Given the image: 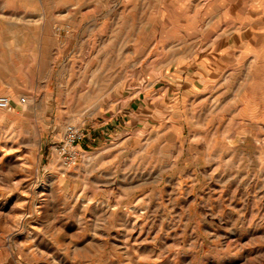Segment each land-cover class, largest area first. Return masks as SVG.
I'll return each instance as SVG.
<instances>
[{
  "label": "rangeland",
  "instance_id": "374dc122",
  "mask_svg": "<svg viewBox=\"0 0 264 264\" xmlns=\"http://www.w3.org/2000/svg\"><path fill=\"white\" fill-rule=\"evenodd\" d=\"M0 95V264H264V0H0Z\"/></svg>",
  "mask_w": 264,
  "mask_h": 264
},
{
  "label": "built area",
  "instance_id": "2783aa9c",
  "mask_svg": "<svg viewBox=\"0 0 264 264\" xmlns=\"http://www.w3.org/2000/svg\"><path fill=\"white\" fill-rule=\"evenodd\" d=\"M25 98L20 97L19 103H24ZM15 107L12 99L6 95H0V109L11 111ZM85 135L80 127L73 124H66L63 128L61 140L52 145V152H54L63 169H70L75 167L82 155L79 147L80 142L84 139Z\"/></svg>",
  "mask_w": 264,
  "mask_h": 264
},
{
  "label": "crops",
  "instance_id": "0c3cea01",
  "mask_svg": "<svg viewBox=\"0 0 264 264\" xmlns=\"http://www.w3.org/2000/svg\"><path fill=\"white\" fill-rule=\"evenodd\" d=\"M224 45V44H223ZM218 44L217 45H215L214 46V43L213 44H211V50L212 51H214V50H218ZM13 101V103L15 104V105H17V102L16 101H14V100H12ZM130 115V112L129 111H127L124 115L125 116H127V115ZM117 119V127H119V126H122V120H120L118 117L116 118ZM82 129V131H83V133H84V135H85V137H84V139L80 142V144H79V147H80V149L81 150H83L82 148H85V147H89L88 146V143H86V139H87V137H88V134L85 132V130H84V128H81ZM84 151V150H83Z\"/></svg>",
  "mask_w": 264,
  "mask_h": 264
}]
</instances>
